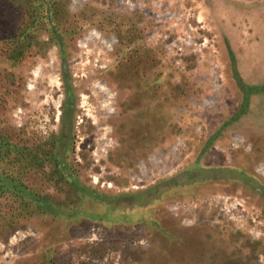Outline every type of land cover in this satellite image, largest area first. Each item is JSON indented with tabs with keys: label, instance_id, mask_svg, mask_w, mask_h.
<instances>
[{
	"label": "rangeland",
	"instance_id": "rangeland-1",
	"mask_svg": "<svg viewBox=\"0 0 264 264\" xmlns=\"http://www.w3.org/2000/svg\"><path fill=\"white\" fill-rule=\"evenodd\" d=\"M66 90L84 183L131 189L139 154V188L201 165L238 180L166 193L152 226L68 224L8 191L0 264H264V0H0V136L20 148L0 173L62 208L78 193L43 157Z\"/></svg>",
	"mask_w": 264,
	"mask_h": 264
},
{
	"label": "trees",
	"instance_id": "trees-1",
	"mask_svg": "<svg viewBox=\"0 0 264 264\" xmlns=\"http://www.w3.org/2000/svg\"><path fill=\"white\" fill-rule=\"evenodd\" d=\"M38 7L43 9V5L41 4L38 5ZM47 9H49V6L46 7V10ZM68 98L69 91L66 90L65 100L61 109L60 129L55 138L56 149L54 152L48 154V157L45 156L43 158L44 160H53L54 166L59 172L60 179L68 184L73 191L78 193V202H81L89 195L97 202V204H101L104 207V212L101 211L95 213L96 215L94 214L93 218L97 220L95 221L96 223H131L134 225L148 224L150 226L155 223L160 224L157 218L149 217L146 213L151 207L159 204L166 193L175 189H185L186 186L191 184L199 185L214 179H222V177H231L238 180L236 176L237 173L229 175L231 173L225 172L230 169H235V171L238 172V169L231 165H201L181 170L171 177L161 179L150 187L143 189L142 192L131 193L130 195L133 199L131 201H125L124 198H120L119 194L105 195L103 192L97 191L82 182L79 178L76 167H74L72 162L68 159L69 156L74 154L72 144V134L74 133L72 117L73 102ZM61 141H66L65 146H61ZM9 143L0 136V149L4 150L12 148L13 151L14 149L17 151L20 150L17 145L15 146V144L13 145L12 143ZM205 166L209 167L206 174H204L205 172H197L199 174H195V172L191 173V171ZM18 180H20V177L18 178L13 177L10 174L5 175L0 173V194L9 191L11 195L15 196L19 201L22 200L24 204H27L30 207L32 206V208L35 209H40L46 214L56 216L59 220L62 219L68 224H75L82 219H85V217H83L84 212L78 209V203L69 206V208H62V204L55 205L49 198L32 191L30 187L24 185ZM162 182L165 184L159 186Z\"/></svg>",
	"mask_w": 264,
	"mask_h": 264
},
{
	"label": "crops",
	"instance_id": "crops-1",
	"mask_svg": "<svg viewBox=\"0 0 264 264\" xmlns=\"http://www.w3.org/2000/svg\"><path fill=\"white\" fill-rule=\"evenodd\" d=\"M152 158L154 157L155 159V163L157 165V159H158V156L156 155H153L151 154ZM135 157V156H134ZM143 157L142 154H139L138 155V158H136L137 160L134 161V169L132 170L133 172V177L131 178V182H130V188L131 189H128L127 187H122L121 190H117V191H113V190H105L103 189V187H100V185H94V184H91L90 182H86V184L88 186H91L93 189L97 190V191H101L103 192L105 195H109V194H116V195H120V198H124L125 201H131L133 200L131 198V193H136V192H142L143 190V187H138L137 183L139 182V180H141L139 177L140 175H142V169L144 168V166H148L146 164V162L143 160ZM133 158V155H129L128 158L126 159H131ZM152 161V160H151ZM158 167V166H157ZM155 168V167H154ZM158 169V168H157ZM156 168L153 170V168H151V174L154 172V173H158V170ZM209 170V167H203V168H199V169H196L194 171H191L192 172H195V174H199L197 172H205L204 174L207 173V171ZM203 174V175H204ZM79 175V173H78ZM80 178V177H79ZM138 181V182H137ZM159 180H157L155 183H157ZM83 182V181H82ZM165 184L164 182L160 183L159 186ZM128 186V185H127ZM151 186V185H150ZM148 186V187H150ZM146 187V188H148ZM144 188V189H146ZM171 189H173L172 187H170ZM79 206V210L80 211H83L84 212V215L83 217H85V219H88L90 222H95L97 221L96 219H94V214L97 213V212H101V211H105L104 207L101 205V204H97V202L95 200H93L91 198V196H87L85 199H83L81 202H78V205ZM102 206V207H100ZM96 215V214H95ZM96 223V222H95Z\"/></svg>",
	"mask_w": 264,
	"mask_h": 264
}]
</instances>
